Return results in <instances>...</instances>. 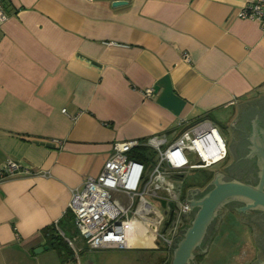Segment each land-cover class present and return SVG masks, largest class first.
<instances>
[{
	"label": "crops",
	"instance_id": "crops-1",
	"mask_svg": "<svg viewBox=\"0 0 264 264\" xmlns=\"http://www.w3.org/2000/svg\"><path fill=\"white\" fill-rule=\"evenodd\" d=\"M254 1L0 0V170L13 161L30 171L0 183V264L79 261L90 248L66 236L72 191L102 172L116 141L167 145L203 121L230 130L240 104L264 99V29L239 17ZM189 172L166 184L187 195ZM236 221L227 216L223 233L247 232ZM53 227L72 260L51 247ZM156 228L133 219L127 249H160Z\"/></svg>",
	"mask_w": 264,
	"mask_h": 264
},
{
	"label": "built area",
	"instance_id": "built-area-1",
	"mask_svg": "<svg viewBox=\"0 0 264 264\" xmlns=\"http://www.w3.org/2000/svg\"><path fill=\"white\" fill-rule=\"evenodd\" d=\"M239 17L257 21L264 29V0H255L244 7ZM8 15L0 7V25ZM153 91L148 90L150 95ZM65 112V111H64ZM151 146L159 154L158 163L150 170L146 164L131 158L130 154L139 147ZM114 153L105 163L98 176L88 177L83 186L72 191L69 210L79 236L90 250L127 249V225L133 219L154 224L156 239L171 246L180 236L186 224L183 213L190 212V205L184 199L182 184L168 186L169 172L208 170L228 158L227 143L218 128L203 121L185 130L175 141L165 145V141L149 139L142 144L138 140L116 141ZM19 163L9 161L0 170V183L21 175H29ZM169 187V188H168ZM151 191L165 194L161 199L167 204L175 203L177 209L168 227L169 213L157 208L147 200ZM123 193L127 197L122 205L114 197ZM70 246L78 253L73 241Z\"/></svg>",
	"mask_w": 264,
	"mask_h": 264
},
{
	"label": "flooded vegetation",
	"instance_id": "flooded-vegetation-1",
	"mask_svg": "<svg viewBox=\"0 0 264 264\" xmlns=\"http://www.w3.org/2000/svg\"><path fill=\"white\" fill-rule=\"evenodd\" d=\"M229 131L230 138L226 143L228 158H231L232 161L230 165L210 172H213L214 175L222 172L226 182L237 181L253 188H258L261 184L264 185V99L244 109L241 115L236 117ZM210 183L203 188H194L198 191L196 195L204 196L210 190ZM246 205V202L241 200L230 201L223 205L217 218L208 229L202 246L203 250L209 244L211 245L226 217L232 215L251 232L255 248L254 264L264 262V210L251 209L246 212H238ZM194 214L195 212L191 213L192 218ZM202 249L196 251L197 264L199 256L202 255Z\"/></svg>",
	"mask_w": 264,
	"mask_h": 264
},
{
	"label": "water",
	"instance_id": "water-1",
	"mask_svg": "<svg viewBox=\"0 0 264 264\" xmlns=\"http://www.w3.org/2000/svg\"><path fill=\"white\" fill-rule=\"evenodd\" d=\"M127 1H115L113 7H120L127 5ZM263 97V96H262ZM260 102V101H259ZM256 104L255 102H249V106ZM238 115L245 109L243 104L238 106ZM234 124V123H233ZM232 124V125H233ZM231 125V126H232ZM214 180L210 183L209 189L204 196L198 197L196 195L197 190H190L186 197V201L190 205V212L183 213L185 219L187 216L195 212L189 225L180 230V236H178L172 244L171 251L173 257L171 264H197V250H201L203 242L207 236V232L211 224L217 218L219 210L230 201H245L246 206L239 209L238 212H246L251 209L264 210V185L261 184L258 188H253L246 184L230 181L226 182L222 172H218L214 176ZM164 215L169 213V220L165 226L168 227L173 219L177 206L175 203L167 204V200L161 201ZM210 244L202 253L209 250ZM49 249V247H46ZM44 248H39L36 253H40ZM261 264H264L262 262Z\"/></svg>",
	"mask_w": 264,
	"mask_h": 264
},
{
	"label": "rangeland",
	"instance_id": "rangeland-1",
	"mask_svg": "<svg viewBox=\"0 0 264 264\" xmlns=\"http://www.w3.org/2000/svg\"><path fill=\"white\" fill-rule=\"evenodd\" d=\"M220 133L226 141L230 138V131L226 127L221 128ZM159 154L155 155L150 161V170L158 163ZM231 158H227L223 162L214 167L208 169L209 171L217 170L218 168L226 167L230 165ZM205 170V171H208ZM202 171H191L188 173L189 177L201 174ZM181 180V179H180ZM188 181L187 179H182L180 182ZM192 181V180H191ZM158 203V205H157ZM155 202L157 208H160L159 202ZM161 206V205H160ZM233 221H236L234 216H230ZM237 222V221H236ZM226 225H221L219 228V237L216 235L213 240L214 243L210 245L209 250L202 253L199 256L198 264H254L255 259V248L254 241L251 233L247 228H244L247 232L241 233V230L234 228V237H229L227 233H223ZM228 227V226H227ZM229 228V227H228ZM233 229V228H232ZM231 229V230H232ZM71 231L65 230L67 237L76 238L78 236L77 228L72 226ZM135 234L137 238L143 236L140 230ZM218 238V239H217ZM212 241V242H213ZM160 243V249H104V250H90L87 249L85 252L80 254V259L76 264H171L173 252L170 253L172 248H168L167 244L163 241H158ZM79 248L84 246V242L79 239ZM85 247V246H84ZM83 248V247H82ZM248 252V254H247ZM63 255L65 259L66 250L63 249ZM248 255V256H247Z\"/></svg>",
	"mask_w": 264,
	"mask_h": 264
},
{
	"label": "trees",
	"instance_id": "trees-1",
	"mask_svg": "<svg viewBox=\"0 0 264 264\" xmlns=\"http://www.w3.org/2000/svg\"><path fill=\"white\" fill-rule=\"evenodd\" d=\"M151 154H152V152L147 147H139V148L135 149L130 154V156L134 160L148 165L150 163L148 155H151ZM200 171H202L201 174H199L195 177L194 182H190L185 186L184 193H185V190L186 191L188 190V188H193V187L194 188H197V187L203 188V187L207 186L214 179L215 175L213 172L205 171V170H200ZM184 196H186V193L184 194ZM72 220H73V216H72ZM54 228H55V232H56L57 228L53 227L52 229H54ZM57 232L53 235V237L51 239V247L57 249L62 254L63 257H64L63 249H65L66 250L65 259L72 260V258L74 257V253L72 252V249L69 247L65 237L60 235L59 232H58L59 233L58 234Z\"/></svg>",
	"mask_w": 264,
	"mask_h": 264
},
{
	"label": "bare ground",
	"instance_id": "bare-ground-1",
	"mask_svg": "<svg viewBox=\"0 0 264 264\" xmlns=\"http://www.w3.org/2000/svg\"><path fill=\"white\" fill-rule=\"evenodd\" d=\"M126 233H127V227H126Z\"/></svg>",
	"mask_w": 264,
	"mask_h": 264
}]
</instances>
